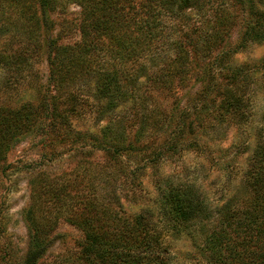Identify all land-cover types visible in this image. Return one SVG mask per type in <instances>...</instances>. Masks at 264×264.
<instances>
[{
    "label": "trees",
    "instance_id": "16d2710c",
    "mask_svg": "<svg viewBox=\"0 0 264 264\" xmlns=\"http://www.w3.org/2000/svg\"><path fill=\"white\" fill-rule=\"evenodd\" d=\"M20 1L6 0L3 6L0 0V14L16 8ZM73 1L81 8L82 20L78 28L85 46L71 63L63 64L60 58L66 47L56 44L57 35L53 42L46 44L53 100L46 99L39 104L26 102L14 109L0 108V183L10 168L5 163L6 155L23 134L45 131L52 125L51 121L67 125L65 119H60L61 114L54 113L53 119L48 115L57 108L54 100L68 92L67 78L77 77L80 64L86 61L90 65L94 62L102 65L101 60H113L112 69L98 71L90 66V73L95 71L98 75L97 100L102 113L110 112L118 100L128 99L127 92H133L140 76L150 89L167 94L174 93L177 87H187L189 81L198 84L196 96L182 109L178 100L170 113L158 105L150 107L149 96H145L136 108H132L135 103L131 104L130 109L135 111L133 119L121 116L108 133L86 136L107 156V164L112 165L115 173L125 169L122 157L131 161L129 155L138 156L139 161L154 167L161 159L186 150L191 144L179 142L184 134L191 139L207 133L209 126L221 129L248 124L252 112V75L234 69L229 65L231 52L218 49L224 47L236 25V15L229 12L233 3L240 12L247 10V18L241 23L243 32L239 43L264 41V10L258 6L260 0H229L228 3L227 0ZM59 2L23 0L25 20L16 27L20 31L19 38L39 43L35 32L43 19L49 20L48 8H56ZM104 39L108 43L106 47ZM197 44L202 48L198 49ZM168 45L171 53H166V49L160 56L158 48ZM149 51H155L158 57L151 59L155 67L152 74L141 65L136 71L120 77L114 68L116 60L131 58L134 52L139 55ZM18 55L19 52L14 51L6 57L17 58ZM133 94L130 93L133 99L138 97ZM205 120H212L213 124L207 126ZM136 124L137 129L129 134L127 127L133 128ZM162 134L166 137L155 145L158 135ZM147 137L150 140L144 141ZM263 143L262 139L258 142L241 183L224 203L212 206L194 183L165 177L157 181L155 208L144 207L132 217L123 215L120 195L117 196L112 184L116 182L111 177L104 185L109 187L108 193H98L94 189L99 178L96 173L102 172L103 166L80 162L70 174L57 177L56 188L52 190L66 200L71 192L75 194L78 189L84 192V179L91 177L90 193L86 194L88 196L82 193L84 204L78 200L82 207L72 217H66V222L77 228L81 236L65 263L165 264V241L188 234L206 264H264ZM37 196L36 193L25 214L30 228L29 247L16 264H38L47 247L56 240V234L51 237L50 234L59 217L47 213L48 219H45L38 202L46 196ZM6 254L0 264H12L11 257Z\"/></svg>",
    "mask_w": 264,
    "mask_h": 264
},
{
    "label": "rangeland",
    "instance_id": "374dc122",
    "mask_svg": "<svg viewBox=\"0 0 264 264\" xmlns=\"http://www.w3.org/2000/svg\"><path fill=\"white\" fill-rule=\"evenodd\" d=\"M1 1L3 6L7 3L6 0ZM17 4L16 8L11 7L7 12L0 14V108L5 109H14L26 102L39 104L46 99L49 102L53 100L46 44L53 42L52 39H55L56 35V44L66 47L60 58L63 64L71 63L73 58L79 55V50L85 46L78 28L82 20L81 8L73 0H60L56 8H48L49 20L43 19V24L41 23L39 30L35 32L39 43L19 38L20 31L16 27L25 20V13L22 9L23 0ZM258 6L260 10H264V0H260ZM229 8V12L236 15V25L224 47L218 51L231 52L229 65L252 75V112L248 124L213 129L209 126L213 121L205 120V124L209 126L207 133L197 134L196 138L191 139L184 134L179 141L184 145L194 143V146L189 145L186 150L161 159L154 167L139 161L138 156L129 155L131 161L122 157L125 169L115 173L112 165L107 164V156L102 150L95 148L86 136L108 133L109 128L121 116L133 119L135 111L130 109L131 104L135 103L132 108H136L137 103L145 96H149L150 107L158 105L162 110L169 111L178 100L176 102L182 109L189 99L196 96L194 94L198 84L194 85L193 81H189L187 87H177L174 93L167 94L150 89L149 84H145L140 76L133 92H127L128 99L118 100L110 112L102 113L97 100L98 75H95V71L90 73L91 67L98 71L112 69L113 60H101L102 65L96 62L91 65L88 61L82 62L77 77L67 78L68 92L54 100L57 108L51 110L48 115L53 119L54 113L61 114L63 117L60 119H65L67 125L51 121L52 125L45 131L40 129L25 133L6 155L5 163L10 168L0 183V262L2 256L7 253L6 257H11L12 264H16L27 251L30 228L25 214L37 193V197H40V194L42 197L46 196L42 202H38L45 219H48L47 213L59 217L57 226L50 234V237L56 234V240L47 247L38 264H67L65 261L75 251V241L81 235L77 228L66 222V217H72L82 207L80 204H84L82 193H90L91 177L89 175L84 179V192L78 189L77 196L71 192V196L66 197V200L52 190L56 188V178L70 174L80 162L92 163L96 167L103 166V171L96 173L101 182L98 178V184L93 187L98 193H108L109 187L104 185L111 177L116 182L112 184L117 196L120 195L119 200L125 212L123 215L126 217H132L144 207L155 208L158 196L157 181L165 177L194 183L212 206L224 203L234 193L254 157L258 142L261 139L264 141V41L241 45V23L242 19L247 18V10L240 12L234 3ZM36 9L38 11L39 6ZM107 44L104 39V47ZM197 48L202 47L197 44ZM14 51L19 52L17 58L6 57ZM164 51L170 54V45L164 49L162 46L158 48L160 56ZM218 51H214V54ZM138 53L134 52L131 58L116 60L114 68L120 77L129 71H136L141 65L148 68L149 74H152L155 67H152L151 59L158 58L155 51L139 55ZM84 72L89 75L86 76ZM130 93L138 97L133 99ZM137 125L133 128L128 126L126 131L132 134ZM158 136L155 145L166 137L163 134ZM146 140L150 139L144 138V141ZM137 167L139 170H136ZM165 245V264H206L198 255L197 248L188 234L176 239H167Z\"/></svg>",
    "mask_w": 264,
    "mask_h": 264
}]
</instances>
